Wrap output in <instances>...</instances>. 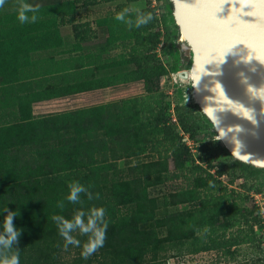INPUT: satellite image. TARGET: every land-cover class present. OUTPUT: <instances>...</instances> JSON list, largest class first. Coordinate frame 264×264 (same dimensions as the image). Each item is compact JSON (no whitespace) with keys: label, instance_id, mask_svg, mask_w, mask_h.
Returning a JSON list of instances; mask_svg holds the SVG:
<instances>
[{"label":"trees","instance_id":"obj_1","mask_svg":"<svg viewBox=\"0 0 264 264\" xmlns=\"http://www.w3.org/2000/svg\"><path fill=\"white\" fill-rule=\"evenodd\" d=\"M97 1L111 0L44 3L39 5L38 21L25 24L17 19L18 4L11 10L0 9V110L13 105L19 112L13 120L8 118V121L0 122V207L6 206L18 213L14 224L21 229V235L14 247L19 248L20 264H56L60 252L68 251H73L71 264H156L153 257L163 243L170 242L178 247L186 240L195 244L194 252L222 249L231 256L228 247L234 239H223V233L237 225L239 218L246 223V218L243 208L235 206L222 193L225 186L221 184L220 176L224 169L219 164L212 166L208 163L211 155L205 156V166L191 163L190 170L197 173L188 186L167 193L168 205L187 204L186 209L157 217L150 214L156 207L150 190L162 182L160 171L166 170V161L178 170L183 168L186 161L193 162L188 147L179 141L174 127L192 138L197 127L195 119L203 117L207 121L198 107L199 112L191 113L192 106L174 104L171 113L162 100L164 93L158 89V78L166 72L177 70L175 61L166 68L154 58L159 35H163L158 26L161 25L167 35L166 21H169L177 32L170 9L166 19V16H156L150 7L141 8L146 13H152L154 19L146 26L130 29L117 21L115 15L127 7L128 2L136 0H123L111 16L95 20L98 26L106 28L104 38L95 40L87 22L74 23L73 15L76 3L87 6ZM63 23L70 24L75 39L73 50L78 51L79 55L73 58V62L68 57L66 60L57 59L52 64L60 70L72 68L67 76L74 79L73 84H50L46 78L51 72L49 69L35 70L44 75L45 84L42 86L37 82L33 88L27 83L15 81L34 75L15 74L17 67L39 62L38 58L28 56L30 51L61 45L58 29ZM123 25L127 26L126 32L118 34L114 31ZM126 37L132 40L127 57L116 60L109 58L106 53L116 45H123ZM165 50L176 58L175 52L168 48ZM58 52L63 54L65 51ZM128 64L133 67L123 71L121 68ZM188 66L189 60L184 63L185 68ZM53 78L60 80L64 76L58 74L50 79ZM136 80L142 81L145 90L143 96H130L117 102L108 101L37 116L31 114L30 105L35 101L102 88L116 81ZM14 82L18 83L17 87L12 86ZM190 95L192 105L196 106L195 98L192 93ZM172 116L175 120L171 119ZM202 146L200 143L197 148ZM149 151H155L157 157L129 164L132 158ZM119 159L126 166L125 176L120 175L122 169L116 175L119 171L116 161ZM152 167L154 170H151ZM210 167H215L213 172L208 170ZM136 173L138 175H134ZM227 174L243 179L241 187L247 190L244 195L247 200L250 191L264 195L262 168L233 158ZM256 175L260 177L258 181L251 179ZM69 180L91 185L90 190L94 194L99 193L100 198L90 202L82 197L86 208L95 204L106 209L108 228L105 244L87 260L81 256L82 248L69 246L67 250L64 249V241L51 220L54 213L71 218L74 210L80 207L64 199L66 182ZM211 189L219 194L213 195L209 192ZM201 191H205L203 196ZM60 200L65 203L63 211L56 206ZM250 208L252 220L261 228V218ZM193 209L198 212L196 225L186 232L181 229V220L183 214H189ZM4 215L0 210V221ZM185 216L189 218L191 215ZM195 230L200 233H194ZM247 230L251 232L250 224ZM211 234L214 236L211 237ZM203 236L206 237L205 241L201 239ZM78 238L81 241L86 239L83 236ZM144 253H151L150 260L144 261Z\"/></svg>","mask_w":264,"mask_h":264},{"label":"rangeland","instance_id":"obj_2","mask_svg":"<svg viewBox=\"0 0 264 264\" xmlns=\"http://www.w3.org/2000/svg\"><path fill=\"white\" fill-rule=\"evenodd\" d=\"M57 1L59 0H25L26 3L31 5H41L44 3ZM122 1L123 0H111L106 2L97 1L95 4L87 6H81L79 5V3H76L74 10L75 13L73 15V22H87L89 30L94 32V36H96L94 39L100 40L106 35V28L103 26H98L95 20L102 17H109V15L111 16V14L115 12L116 6H118ZM18 3L19 0H6L5 5L0 9L11 10ZM168 3V0H136L128 2L127 7H150L152 8L153 13L156 16H166L165 18L168 19V10L170 9ZM166 24L168 27L167 31L169 32L167 35H165L164 28L161 25L158 26V30L162 32L163 35H159V43L157 44L154 50V58L158 62L163 64L166 68H169L172 62L175 61L177 70L188 69V67H184V63L189 60V58L184 54L183 51L180 50V42L178 41V31L176 32L174 30V26L169 21H166ZM122 27H116L114 31L118 34L126 32L127 26L123 25ZM59 29L61 33H63V36H65L63 37V39H68V41L70 42L72 39L70 35L71 33L69 31L71 29L70 24L63 23V25H59ZM122 42L123 45H116L109 52L106 53L109 58H114L116 60L120 57H127L128 51H130V45L132 44V40L131 38L126 37L123 39ZM167 48L172 52L176 53L175 59L169 53H167V51L165 50ZM45 54L47 56L52 57V53L49 49H46ZM28 56L30 58L40 57L39 53H35L33 51H30L28 53ZM28 65L31 64L29 63ZM130 67H133V65L128 64L121 69L125 71ZM25 71V67H17V71H15V74H17V76H20V74L26 73ZM175 72H166L158 78V89L164 93V97L162 98L164 104L167 105V108L169 109V111H171V113V107L174 104L192 106L191 113L199 112L197 106H193V102H191V87L189 81L178 80L176 74L174 75ZM29 74L34 73L29 70ZM43 76L44 75H40L39 73H35L34 75L29 76V80L32 83L29 86L35 88L37 82H39L41 86L45 84V82H43ZM131 82L132 84H134L132 85L134 87L129 88L128 91L126 90V92L133 93H129L128 96L120 98H128L130 96H143L145 94V90L142 87L141 80ZM49 83L55 85L53 80L50 78ZM17 84V82H14L12 83V86L17 87ZM115 91V89L114 91L113 89L110 90V96H118L120 94L125 93L124 91H122L121 93H117ZM120 98L110 99V101L117 102V100H119ZM85 100L87 99H84L83 97H78L75 101L71 102L68 99H66V101H62V99H57L53 103H51L52 101L49 102L48 107L46 109L42 108V110L46 113H50V111H64L69 106H71L70 108L81 107L83 105L85 106V104L82 103ZM35 110L38 112V110L40 109L36 107ZM118 110L119 109H116V111ZM43 112L42 114H46ZM40 114L41 113H36V115L34 114L32 116H37ZM17 115H19V112L15 110V107L13 105L10 108H4L0 110V122L8 121V118L10 120H13L14 117H17ZM195 121L197 127L195 129L194 136L192 138L188 137V142L186 145L188 147V151L193 162L186 161L183 164V168L178 170L174 169L168 160L166 161V170L160 171V175H163L162 182L159 184H155L152 190H150V194L151 196H153L156 203V207L154 208L153 213L152 211H150V214L152 217H157L172 213L177 210L186 209L187 204H178L174 206L168 205L166 202L167 193L172 190H177L188 186V183L190 182L192 177L195 176V174L197 173L196 170H190L191 163H196L200 164V166H205L207 164L205 156L211 155L212 158H210L208 163L212 166L219 164L220 167L224 169L223 174L220 176L221 184L225 186L224 191H222V193L227 196V199L229 201L234 202L235 206L243 208V215L246 218V223L244 222V219L237 217L239 218L238 224H234L233 226L226 229L223 233V239H234L233 244L231 243L228 247L231 250V256L225 254L222 249L217 251L207 250L194 252L193 247L195 246V244H192L190 240H186L180 243L178 247L170 242L163 243L162 247L156 250V253L154 255L155 257L153 258H156V264H264V224L263 227L260 228V226L257 225V223H254V221L252 220V209L250 208V204L247 198H244V195H246L247 190H244V188L241 187L243 179L240 177L229 176L227 174L230 171V164L233 160V157L226 150H224L225 148L216 138L211 124L207 122L208 120L205 121L203 117H198L195 119ZM174 129L176 131V135L179 136L180 139L183 135L182 133L184 132H182L178 127H174ZM215 139L218 140L217 143L215 142ZM200 143H202L203 146L198 149L197 147ZM157 148L161 149V147ZM156 157L157 156L155 151H149V153L141 154V156H138L137 158H132L129 164L134 165L140 161L144 162L146 160L152 158L154 159ZM116 164V167L119 170L116 175H119V173L121 172L120 169H122L120 175L125 176L126 166H123L122 159L117 160ZM214 169L215 167L208 168L210 172H213ZM151 170H154V168L152 167ZM173 174H175L176 176ZM134 175L138 174L136 173ZM251 179H255L256 181H258L260 177L256 175L254 178ZM247 182H249V180ZM204 192L205 191H201V196H203L202 194H204ZM209 192H212L213 195L219 194V192L215 189H211L209 190ZM191 211L192 212H189V214H183L184 216L181 220V229L186 230V232H189L191 226H195L197 221V210L193 209ZM185 215L191 216H189L188 218ZM249 224L251 225V232L247 230V225ZM143 227L145 228V226ZM207 231L208 230H206V232ZM194 233L199 234L200 231L195 230ZM213 236L214 234H211V237ZM201 239L202 241H205L206 237L203 236L201 237ZM72 255L73 251H68V253L60 252L56 264H71L70 259ZM143 255L144 261L150 260L149 256H151V253H144Z\"/></svg>","mask_w":264,"mask_h":264},{"label":"water","instance_id":"obj_3","mask_svg":"<svg viewBox=\"0 0 264 264\" xmlns=\"http://www.w3.org/2000/svg\"><path fill=\"white\" fill-rule=\"evenodd\" d=\"M168 2L184 37L180 50L189 58L177 79L189 81L196 106L225 150L264 170L237 159L235 150L264 159V100L248 92L249 86H264V0Z\"/></svg>","mask_w":264,"mask_h":264},{"label":"clouds","instance_id":"obj_4","mask_svg":"<svg viewBox=\"0 0 264 264\" xmlns=\"http://www.w3.org/2000/svg\"><path fill=\"white\" fill-rule=\"evenodd\" d=\"M6 3V0H0V8ZM40 11L39 5H31L25 0H19L16 8L17 19L21 24L36 23L39 19L38 13ZM115 19L121 23L126 24L130 29L141 28L152 22L154 19L152 13L144 12L139 7H124L116 13ZM223 62V61H222ZM261 62V61H260ZM264 64V62H261ZM248 92L257 97L261 103L264 100V86L260 88L248 87ZM250 120H253L251 113ZM253 122H255L253 120ZM237 152V159L244 162L248 160L255 161L256 166L264 167V159H252L247 154H241L239 148L235 149ZM67 193L65 200L73 205L80 207L75 209L71 218H66L62 214H52L51 220L55 224L58 234L62 237L65 250L69 246L82 248L81 256L87 260L94 255L99 249L103 248L106 241V234L108 228V221L106 219V209L95 204L85 207V197L87 201L98 200L99 193H93L90 188L91 185H85L79 180H69L66 182ZM61 211L65 208L64 200H60L56 205ZM5 215L0 221V264H20V251L14 245L18 244L21 235V229H18L14 224V218L17 212L8 209L6 206L0 207ZM76 234V235H74ZM78 236H83L86 239L81 241Z\"/></svg>","mask_w":264,"mask_h":264},{"label":"crops","instance_id":"obj_5","mask_svg":"<svg viewBox=\"0 0 264 264\" xmlns=\"http://www.w3.org/2000/svg\"><path fill=\"white\" fill-rule=\"evenodd\" d=\"M61 25H63V24H61ZM69 31L71 33L70 35H71V38H72L70 42L68 41V39L67 40L63 39V37H65V36H63V33H61L60 29H58L59 35L61 37V45L56 47V48L55 47L54 48H49V50L52 53V58H53L52 61L49 58L50 56H47L45 54L46 53V49H44V50L43 49L36 50L34 52L35 53H39V55H40V57H38L39 62L38 63H33L32 65H25V66L23 65V68L24 67L26 68L25 72L29 73V70H31V72L35 74L36 73L35 70H37V69H49V71H51V72L48 73L49 75H47L49 77H46L47 78V82L49 81V78H51V76H54V75L57 76L58 74H60L61 76H64V78H61L60 80H57V78L56 79L55 78L52 79L56 86H61V85L69 86V85H72L73 82H74V79L71 78V76L68 77L69 76L68 74H70L72 68H68L66 66L67 67L66 69L60 70L59 67H58V69L55 68L57 65L52 64L57 59L66 60L68 57H69L68 58L69 61L73 62V58L75 56L79 55L78 51L76 52L75 50H73V45L75 43V39L72 37V30L70 29ZM90 33L92 35H94V32L90 31ZM58 51H65V52H63V54H62V53H59ZM59 65L61 66L60 63H59ZM66 65H67V62H66ZM68 66H69V64H68ZM29 79L30 78H18L15 81H18V83H23L24 82V83H27L28 85H30L32 83H31V81ZM43 82H44V79H43ZM132 85H134V84H132L131 81H120V82H115V83H113L111 85H108V86L102 87V88L100 87V88H95V89H88V90L79 91V92H76V93H71V94H67V95H59V96H55V97H50L48 99H42V100H39V101H35V102L31 103L32 104L31 105V114L32 115H34V114L36 115V113H41L42 114V112H43L42 108L46 109L48 107L49 102L52 101L51 103H53L57 99H62V101H66V99H68L71 102V101H75L78 97H83L84 99H87L84 102H82L83 104H85V106L98 104V103H104L106 101H110V99H115V98L128 96L129 93L132 94L133 92H129V93L126 92V90L128 91L129 88L134 87ZM109 88H110V90L113 89V91L115 89L116 90L115 92H117V93H121L122 91H124L125 93L124 94H120L118 96H110L111 93L109 92L110 91ZM102 93H103V95H102ZM65 97H67V98H65ZM110 97H113V98H110ZM89 100H91V101H89ZM36 107L38 109H40V110H38V112L35 110ZM70 107L71 106H69L66 110L74 109V108H70ZM76 108H78V107H76ZM45 109H44V111H45ZM50 112H52V111H50ZM43 113H46V112H43Z\"/></svg>","mask_w":264,"mask_h":264},{"label":"built area","instance_id":"obj_6","mask_svg":"<svg viewBox=\"0 0 264 264\" xmlns=\"http://www.w3.org/2000/svg\"><path fill=\"white\" fill-rule=\"evenodd\" d=\"M174 75H175V73H174ZM171 119L174 120V117L172 116ZM182 134L183 135L179 139V141L181 143H184L185 145H187L188 136L186 133H182ZM248 202L250 204V207L253 208V213L258 215L261 218V223L264 224V195L260 192L250 191L248 193Z\"/></svg>","mask_w":264,"mask_h":264},{"label":"bare ground","instance_id":"obj_7","mask_svg":"<svg viewBox=\"0 0 264 264\" xmlns=\"http://www.w3.org/2000/svg\"><path fill=\"white\" fill-rule=\"evenodd\" d=\"M184 40V37L182 35L179 34L178 36V41ZM216 138L219 139V136L216 135Z\"/></svg>","mask_w":264,"mask_h":264}]
</instances>
